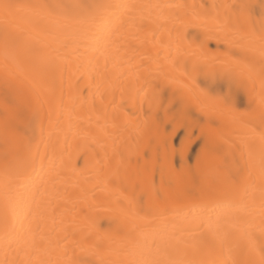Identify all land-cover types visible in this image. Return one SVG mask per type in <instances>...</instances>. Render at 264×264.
Listing matches in <instances>:
<instances>
[{"label": "bare ground", "instance_id": "bare-ground-1", "mask_svg": "<svg viewBox=\"0 0 264 264\" xmlns=\"http://www.w3.org/2000/svg\"><path fill=\"white\" fill-rule=\"evenodd\" d=\"M262 4L0 0V264H259Z\"/></svg>", "mask_w": 264, "mask_h": 264}, {"label": "snow or ice", "instance_id": "snow-or-ice-1", "mask_svg": "<svg viewBox=\"0 0 264 264\" xmlns=\"http://www.w3.org/2000/svg\"><path fill=\"white\" fill-rule=\"evenodd\" d=\"M3 7L5 9L9 8V4H4ZM241 7H245L244 5H241ZM262 7H264V4H262ZM11 41V37L8 34H5L3 36V42L5 45H8L9 42ZM202 70V69H201ZM261 74L264 75V65L261 66ZM205 79H209L211 83H215L217 76L219 75V78L224 79L227 84V90L224 91L221 95V99L225 103H231L233 101V88L234 86L238 85V75L235 71V69H227L224 70L223 72L217 74L215 72L213 73H204ZM262 103H264V100H262ZM185 123L182 125L183 127H196L197 122L195 120H192L187 112H182L181 113ZM195 133H190V137L194 135ZM261 174L264 176V160H262V165H261ZM224 206L223 201H215L213 202V206L209 208L208 210V215L205 218H202L203 222H207L211 219V217L215 214H217V210L221 207ZM259 264H264V248L260 249V261Z\"/></svg>", "mask_w": 264, "mask_h": 264}, {"label": "rangeland", "instance_id": "rangeland-1", "mask_svg": "<svg viewBox=\"0 0 264 264\" xmlns=\"http://www.w3.org/2000/svg\"><path fill=\"white\" fill-rule=\"evenodd\" d=\"M186 24H188V25H190V24H192V22H188V23H186ZM258 26V28H259V25H257ZM262 25H260V27H261ZM256 28L254 27L252 30H255ZM262 29L263 28H259V30L260 31H262ZM256 31V30H255ZM216 33V32H215ZM215 33H213V34H215ZM254 33H256V32H254ZM252 34H253V31L251 32V34H250V37L252 36ZM246 36H248V39H250V37H249V35H246ZM253 36H254V34H253ZM245 38H247V37H245ZM259 37H258V35H257V37L255 38V36L252 38L251 37V41H252V43L251 44H253V43H256V41L258 42V39ZM255 39H256V41H255ZM260 39V38H259ZM263 39V38H262ZM262 39H261V42H260V40H259V42L260 43H263L264 41H262ZM264 40V39H263ZM246 41H248V40H246ZM250 41V42H251ZM210 42H214V41H210ZM249 43V42H248ZM216 44V45H215ZM259 44V43H258ZM145 45V42H142V43H140V45L135 49V50H133L132 52H130V56H128L127 58L128 59H136V54H140L141 52H142V50H143V46ZM209 45H211V47H213V48H209V49H218V48H220L219 50H217V52L219 51V52H221V51H223L222 49L224 48V47H222V44H217L216 42L213 44V43H210ZM215 46V47H214ZM219 46V47H218ZM212 51V53L215 51H213V50H211ZM147 55V54H146ZM159 56H161V54L159 55ZM218 59H220V58H218ZM220 60H222L223 61V58H221ZM224 61H225V58H224ZM147 68V62H144V63H142V64H140V66H139V70H145ZM126 75H129L128 73H125V74H123L120 78H122L123 76H126ZM163 86V85H162ZM152 88V89H154V90H158L159 91V89L160 88H162V87H160V84H159V82H156V81H153L151 84H149V85H145L143 88L144 89H146V88ZM163 88H164V86H163ZM212 92H214V91H212ZM165 93V92H164ZM166 94V93H165ZM213 94V93H212ZM241 94H243L242 92H241ZM206 97V96H205ZM239 100H240V102H239ZM242 101V102H241ZM244 101H243V99H241V97H240V99H238V104H242ZM174 107L176 106V104H174L173 105ZM172 105H171V107L174 109V107H173ZM239 107H243V106H240L239 105ZM177 108V107H176ZM167 127H169V124H168V126L166 125V129H167ZM17 128V127H16ZM170 129H171V125H170V127H169ZM19 128H17V130H18ZM19 130H21V129H19ZM18 130V131H19ZM194 133L196 134V131H194ZM193 135V139L191 140V148L189 147V152H190V154L191 155H195L197 152V149L199 148V144L201 143V138H200V140H199V142H198V138L200 137H198L197 138V140H195V138H196V135ZM183 135V130H179L178 131V133H176V136H175V143L177 144V142L179 141V138L180 139H182L181 138V136ZM184 136V135H183ZM192 137V136H191ZM181 141V140H180ZM179 141V142H180ZM178 142V143H179ZM198 147V148H197ZM194 151V152H193ZM192 152L194 153V154H192ZM196 152V153H195Z\"/></svg>", "mask_w": 264, "mask_h": 264}]
</instances>
